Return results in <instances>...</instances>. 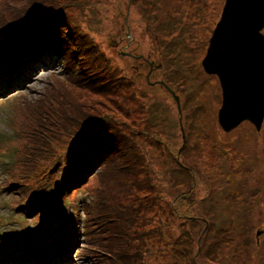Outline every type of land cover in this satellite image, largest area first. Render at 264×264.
I'll return each mask as SVG.
<instances>
[{
	"label": "rangeland",
	"instance_id": "374dc122",
	"mask_svg": "<svg viewBox=\"0 0 264 264\" xmlns=\"http://www.w3.org/2000/svg\"><path fill=\"white\" fill-rule=\"evenodd\" d=\"M85 1L87 3L79 7L75 3L66 7L68 16L74 18L73 21L68 19L69 23L75 24L80 33L88 36L91 43L103 55L104 60L111 64L112 70L117 72L118 76L123 75L120 87L113 92L130 98L131 102L126 103L124 106L129 108L124 109L118 107V104L122 102L120 97L115 94L109 93L111 95L103 96L94 93L82 98L88 102L96 101L101 111L110 112L113 117L124 119L126 122H133L137 128H143L146 122V119L144 121L138 119L141 109L147 117L153 115L152 118H149L151 122L156 125L160 122L154 128L158 129L163 137L176 144L181 141L182 134L178 126L175 101L171 94L161 84H147L144 77L149 70L148 63H141L140 58L131 57L122 52H131L135 56H148L154 62L149 75L150 82L159 79L174 81L173 78L178 79L180 76V79L183 80L185 77L182 75L183 68L189 83L180 84L175 92L180 96L182 103L183 133L185 136L190 134L188 140L185 141L188 151L178 159L189 168L199 167L202 170V175L206 178L209 176L212 181L211 186H208L205 184V179L197 176L196 180L194 179V185L191 180L182 182L171 153L169 154L162 145H149L146 143L148 140L144 141L145 138H143L145 143L143 156L151 158L150 161H153V172L150 174V182L144 187L143 194H138L139 196L144 195L147 200L151 199L154 203L152 211L147 215L151 216L148 225L155 226V229L152 230L150 242L148 240L143 242V246L147 249L139 263L174 264L178 261L177 252L185 247V243L180 241L178 236L180 232H185L181 236L191 234L190 248L194 252L197 238L205 221L212 218V228L206 244L216 242L217 232L221 233L229 224H234L237 227L246 226L251 235V248L247 257L240 256L241 261L236 264H242L245 258L248 260L246 264H264V206H259V201L256 200L261 198L264 205V127H261L260 132H256L250 123L243 122L241 127L230 132H223L216 121V110L220 103V88L216 77L204 74L200 65L188 64L189 62L195 63L196 58L204 54L206 40L219 17L223 0H152L154 4L157 1V5L154 6L156 9L169 10L171 6L174 7L175 13L171 11L165 14L163 11L157 10L156 17L161 29L157 27L150 29L149 26L155 20L151 19V22H148L146 19L148 14L144 13L137 4H130L129 0ZM177 6L184 11L185 20L192 23L189 39H181L179 42L185 61L182 67L176 66L181 70H176L174 73L173 62L165 59L167 55H162L159 58L155 51L159 44L156 43L154 31L160 32L164 40L171 43L170 47L177 51L175 40L177 36L172 39L178 26L175 16ZM165 15L173 17L165 21L167 19ZM162 46L166 48V46ZM159 61L163 65L160 68H154ZM54 66L49 70L44 68L40 71L39 76L29 79L19 92L22 94L31 93L34 96L42 93L45 88L46 96L53 98L47 95V89L51 86L49 76L53 72L60 73L62 65L60 62H56ZM194 76L199 79H194ZM62 83H67V81L63 80ZM113 83L118 84L113 81L110 82V85ZM189 88L194 89L190 94L186 92ZM83 92L89 93L87 90H83ZM80 99L78 97V100ZM7 102V99L3 98L0 101V107L2 109L10 108ZM49 102L53 108L57 106L51 100ZM234 143L238 145V150L242 151V154L232 148ZM239 144L242 145L241 149ZM225 146H230L232 150L223 152ZM233 156H247V162L242 165L246 169L238 171L240 165L236 164ZM149 159L146 160L149 161ZM247 169L256 170L250 175ZM204 171H207V176ZM223 173H225V177ZM95 174L88 182L91 185H96L97 175ZM241 178L246 180L249 187H242L235 191V186ZM166 181L170 183L168 184ZM191 186L193 187L191 188ZM89 190L90 187H84L77 193L78 196L75 195L79 200L84 199L81 195ZM254 191H257L258 194L255 195V199L253 198ZM174 194H186L187 197L175 198ZM234 194L244 195L247 198L235 201L233 200ZM252 199H254V203ZM9 200H11V196L3 192L0 196V202L6 204L1 209L3 226L6 224L4 219L10 211ZM12 201L14 200L12 199ZM173 207L175 208L174 212L172 211ZM232 212L234 213L228 216ZM192 215L196 218L197 224L190 221ZM258 230L260 233L256 237L255 232ZM160 231L166 232V235L163 237ZM169 231L172 232L171 237L168 235ZM238 242H243V238H238ZM200 245H202V240ZM232 251L233 246L225 250L223 255L225 264H233ZM79 258L78 253L73 255V264H80ZM205 259V257H200L199 253L198 262Z\"/></svg>",
	"mask_w": 264,
	"mask_h": 264
},
{
	"label": "trees",
	"instance_id": "16d2710c",
	"mask_svg": "<svg viewBox=\"0 0 264 264\" xmlns=\"http://www.w3.org/2000/svg\"><path fill=\"white\" fill-rule=\"evenodd\" d=\"M73 1L16 0V5L25 11L24 14L28 20L30 18L43 19L44 17L46 19L55 14V18L48 25L64 30L61 41L55 51L66 58L65 72L68 74L67 77L71 79V81L67 82L70 87L68 91H59L57 87L61 86L62 83L55 79L56 85H51L47 89V95L53 97V103L57 104L54 108L48 105V109L53 113L55 120L59 119L61 124L68 121L74 127L70 131V126H66V131L57 138L60 141L65 139L66 142H72L73 144L70 147L73 148L74 145L78 152L73 167L68 171L67 168L65 170L63 168L61 171V183L62 185L63 183L65 184L64 190L72 188L79 177L84 179L85 173L91 170L100 156L106 159L97 172V179L100 181V185L97 188L98 199L87 206L92 221L93 248H91L85 259L91 264H137L145 251L141 248L144 237L148 239L152 235V230L145 232V229L141 230L140 226L148 225L151 216H148L147 213L152 211L154 203L151 199L147 200L143 195L138 196L137 200L133 199V202L129 200L122 201L120 192L107 189V185L109 183L115 185L116 188L123 189L125 194H130L131 196L134 193H142L144 191L145 185L150 182V174L153 172V161H150L151 158L146 161L143 156L145 145L143 138H145L144 141L148 140L146 143L149 145H162L170 150L171 154H169L174 158L182 182L191 180V183H194L192 175L199 172L200 168H188L179 161L178 157L187 153V145H183L179 153L172 152L170 146L165 145L164 137L158 129H155L160 122L156 125L149 119L153 115L147 117L140 109L138 119H142V121L146 119V122L143 128H137L133 122H126L121 118L117 119L110 112L101 111L96 101L88 102V100L82 98L94 93L103 96L115 94L113 91L117 89V86H114L115 83L110 85V82L118 81L113 79L114 74L106 75L108 68L101 69V65L106 61L96 46L92 44L88 46L86 41L84 42L86 36L78 34L74 26H69L64 7L69 3H73ZM84 3V0L76 2L78 7ZM77 41H81L82 45L85 46L80 53L84 57L83 63L93 68L99 67L93 83L94 77L89 76L87 72L80 69L78 71V62L75 60L76 56L72 51ZM193 78L199 79L197 76ZM84 89L89 93L85 94L83 92ZM78 97L81 99L78 100ZM43 98L46 99L45 97ZM120 99L122 103H119L118 107L128 109L129 107L124 105L131 102L130 98L121 95ZM82 100L86 103L82 102ZM201 108L203 107L201 106ZM46 109L40 101H35L34 114H41ZM53 109L58 110V112H52L54 111ZM186 139L188 140V137ZM45 145L48 146L47 143ZM232 146L238 149L237 144L234 143ZM80 147L81 152H79ZM239 147L241 149L242 145L239 144ZM51 154L52 150H48L47 156ZM166 182L170 183L169 181ZM108 198L110 202H107ZM135 229L136 231L132 232L136 238L134 243H120L121 241H127L123 238V235L129 234ZM231 232L232 229L226 227L225 235L229 236ZM165 235L166 232H164ZM168 235L172 236L170 232H168ZM226 246V244L221 243V247ZM211 251L212 249L210 248L207 253H211ZM179 256L180 260L176 261V264H197L196 257L187 247ZM202 256L206 259L201 263H209V255L203 254Z\"/></svg>",
	"mask_w": 264,
	"mask_h": 264
},
{
	"label": "water",
	"instance_id": "95a60500",
	"mask_svg": "<svg viewBox=\"0 0 264 264\" xmlns=\"http://www.w3.org/2000/svg\"><path fill=\"white\" fill-rule=\"evenodd\" d=\"M264 0H225L202 64L219 76L218 120L229 130L248 118L259 127L264 112ZM178 102V97L174 95Z\"/></svg>",
	"mask_w": 264,
	"mask_h": 264
}]
</instances>
